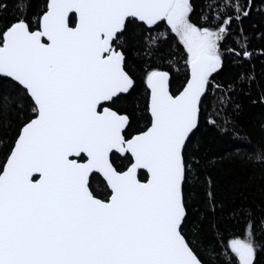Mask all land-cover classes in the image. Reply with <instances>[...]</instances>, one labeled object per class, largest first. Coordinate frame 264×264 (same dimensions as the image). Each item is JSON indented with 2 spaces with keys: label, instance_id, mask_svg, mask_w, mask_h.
<instances>
[{
  "label": "snow or ice",
  "instance_id": "6c2138e0",
  "mask_svg": "<svg viewBox=\"0 0 264 264\" xmlns=\"http://www.w3.org/2000/svg\"><path fill=\"white\" fill-rule=\"evenodd\" d=\"M253 7L208 0L193 22L190 0H46L34 17L27 0L11 10L0 0V76L17 93L0 98V111L11 108L18 120L11 141L0 135V264H205L200 229L186 231L192 146L209 92L225 89L219 114L252 79L216 81L225 53L241 65L253 59L243 29L233 28ZM130 33L146 63V123L135 134L114 110L137 87L126 67ZM170 34L184 61L175 92L178 60L169 70L153 63ZM255 159L264 165V154ZM96 174L102 193L93 190ZM246 220L244 238L222 241L224 264H253L257 222Z\"/></svg>",
  "mask_w": 264,
  "mask_h": 264
},
{
  "label": "trees",
  "instance_id": "16d2710c",
  "mask_svg": "<svg viewBox=\"0 0 264 264\" xmlns=\"http://www.w3.org/2000/svg\"><path fill=\"white\" fill-rule=\"evenodd\" d=\"M3 2L11 10L17 0ZM27 2L28 16L34 17L46 0ZM251 2L254 5L252 14L242 24L233 25V28L237 33L243 29L248 37V47L254 52L253 59L241 65L225 53L223 71L216 77V81L227 85L237 80L241 73L252 79L245 80L243 87L231 95L230 101L225 103L219 114L216 111L220 108L218 99L225 89L209 92L207 112L202 113L200 132L192 146L194 167L185 187L190 218L186 231L193 233L200 229V252L205 264H224V258L218 255L223 247L222 241L245 237L247 215H251L257 222L254 236L257 246L253 264H264V226L259 223L264 219V165L255 159V156L264 154V103L260 100L264 94V0ZM190 3L194 6L192 18L196 22L201 10L207 11L205 5L208 0H190ZM159 31H164V27ZM133 36L130 33L124 51L127 70L135 77L137 87L131 95L123 94L114 106V110L130 117L131 134L142 130L146 123L142 82L146 63ZM235 40L236 36H233L228 43L232 45ZM171 59L178 60L176 67L171 68L172 90L175 92L184 82V61L179 58L177 42L170 34L168 41L161 44L160 51L153 57V63L161 64L163 70H169ZM13 85L14 82L0 77V98H15L17 93ZM209 116L218 121L220 127L209 123ZM17 123L13 109L0 111V135L8 141L15 135ZM3 157L4 150L0 148V161ZM126 163L117 162L120 167ZM139 178L143 180L144 176L140 175ZM104 187L105 183L97 176L93 190L102 193ZM209 193L214 197V206L209 203ZM240 210H245V215H240Z\"/></svg>",
  "mask_w": 264,
  "mask_h": 264
},
{
  "label": "water",
  "instance_id": "95a60500",
  "mask_svg": "<svg viewBox=\"0 0 264 264\" xmlns=\"http://www.w3.org/2000/svg\"><path fill=\"white\" fill-rule=\"evenodd\" d=\"M0 77H3V76H0ZM3 78H6V77H3ZM7 79H9V78H7ZM96 175L99 176L102 179V181H103V177L102 176H100L99 174H96ZM104 183L106 184V182H104Z\"/></svg>",
  "mask_w": 264,
  "mask_h": 264
}]
</instances>
